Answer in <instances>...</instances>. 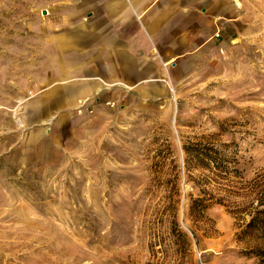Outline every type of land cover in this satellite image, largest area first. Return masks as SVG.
Instances as JSON below:
<instances>
[{
	"label": "rangeland",
	"instance_id": "1",
	"mask_svg": "<svg viewBox=\"0 0 264 264\" xmlns=\"http://www.w3.org/2000/svg\"><path fill=\"white\" fill-rule=\"evenodd\" d=\"M231 1L166 95L93 105L78 29L115 0H0V264H262L264 0Z\"/></svg>",
	"mask_w": 264,
	"mask_h": 264
},
{
	"label": "crops",
	"instance_id": "2",
	"mask_svg": "<svg viewBox=\"0 0 264 264\" xmlns=\"http://www.w3.org/2000/svg\"><path fill=\"white\" fill-rule=\"evenodd\" d=\"M112 6L100 25L78 29L88 51L78 78L93 105L113 96L162 98L168 92L162 64L198 49L221 31L219 21L236 15L231 0H115Z\"/></svg>",
	"mask_w": 264,
	"mask_h": 264
},
{
	"label": "trees",
	"instance_id": "3",
	"mask_svg": "<svg viewBox=\"0 0 264 264\" xmlns=\"http://www.w3.org/2000/svg\"><path fill=\"white\" fill-rule=\"evenodd\" d=\"M190 148L192 147L185 148L186 153L191 154L192 151ZM258 193L256 206L253 209L254 211L251 214V218L245 224V229L242 234L244 236H248V234L250 235L252 233L257 235L260 243L257 247L252 249V252L261 260L262 264H264V186ZM200 203L201 200H195L193 206L197 207Z\"/></svg>",
	"mask_w": 264,
	"mask_h": 264
}]
</instances>
